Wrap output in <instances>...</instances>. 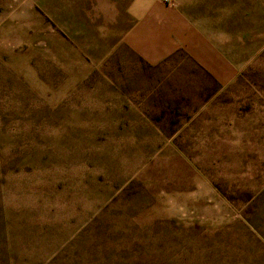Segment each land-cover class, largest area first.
<instances>
[{
    "label": "rangeland",
    "instance_id": "obj_1",
    "mask_svg": "<svg viewBox=\"0 0 264 264\" xmlns=\"http://www.w3.org/2000/svg\"><path fill=\"white\" fill-rule=\"evenodd\" d=\"M0 264H264V0H0Z\"/></svg>",
    "mask_w": 264,
    "mask_h": 264
}]
</instances>
